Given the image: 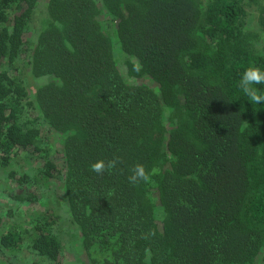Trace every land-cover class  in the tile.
<instances>
[{"label":"trees","instance_id":"trees-1","mask_svg":"<svg viewBox=\"0 0 264 264\" xmlns=\"http://www.w3.org/2000/svg\"><path fill=\"white\" fill-rule=\"evenodd\" d=\"M39 2L0 0V169L42 155L43 127L62 138L64 173L39 169L61 175L62 215L35 222L31 253L59 264L69 231L89 264H264V104L238 87L264 70V0H47L30 38ZM136 164L159 171L133 185ZM7 217L0 252L18 256L32 231Z\"/></svg>","mask_w":264,"mask_h":264},{"label":"rangeland","instance_id":"rangeland-1","mask_svg":"<svg viewBox=\"0 0 264 264\" xmlns=\"http://www.w3.org/2000/svg\"><path fill=\"white\" fill-rule=\"evenodd\" d=\"M47 0H40L39 2V10L36 12V16L34 18V22L32 23L33 30L30 32L29 37L35 38L36 33L41 28V17H44L42 12L45 10V4ZM106 15V14H105ZM104 15V16H105ZM111 17L106 15L103 19L105 29L107 27H112L115 23H111L109 21ZM114 34V30H113ZM140 82H146L149 84H154L153 81L149 78L139 79ZM61 136L54 132L50 131L47 127L42 128V133L39 138V143L43 147L42 155H38L33 152V149L28 150H19L18 154H13L12 159L9 162V165L5 168L0 169V174L7 176V179L0 177V194L1 191L5 198L0 197V213H4L7 210H11L13 212V218L7 217L4 218L3 222L7 225L14 226L15 223L18 227L24 229L25 227L30 230L31 234H25L24 240H26L25 247L18 253L20 255V261L22 264H49L48 262L43 263L42 260L33 256L28 248V242H30L31 237H35L38 232L33 229V225L35 222H38L39 218L45 216L48 209L55 208L61 215L60 205L64 201V191L62 189V180L59 178L61 175L56 174L54 177L50 178L49 181H46L44 175L39 173V169L43 166L45 156L49 155V158L56 164L57 170L60 171L61 174L64 173V162H63V154H62V143ZM47 149V150H46ZM12 172V175L10 174ZM29 174L32 177L33 185H29L24 189V187H20L17 185L18 182L16 180L23 174ZM11 175V177L9 176ZM9 176V177H8ZM14 176L15 178L13 179ZM12 188L11 191L7 190V187ZM9 188V189H10ZM15 191H12V190ZM27 191L29 193H34L38 197L43 198V202L33 201L28 204H20L19 207L16 202H9L8 197H13V194H21L22 191ZM57 228H61V224L57 219ZM23 233V232H22ZM63 233L64 242V253L61 257V261L59 264H78V258L82 260L84 258L83 251L79 247V239L75 236L68 235L66 232ZM0 252V264L2 263V259Z\"/></svg>","mask_w":264,"mask_h":264},{"label":"clouds","instance_id":"clouds-1","mask_svg":"<svg viewBox=\"0 0 264 264\" xmlns=\"http://www.w3.org/2000/svg\"><path fill=\"white\" fill-rule=\"evenodd\" d=\"M264 85V70L256 66H250L245 68L240 76L238 87L247 97V100L252 105L264 104V91L258 86ZM118 158H113L108 161L97 160L90 165V170L98 175H103L105 172H112L118 165ZM158 169L153 168L151 172L146 171L144 165L136 164L131 174L128 176V180L131 184L136 185L141 182L150 183L152 176L158 173Z\"/></svg>","mask_w":264,"mask_h":264},{"label":"flooded vegetation","instance_id":"flooded-vegetation-1","mask_svg":"<svg viewBox=\"0 0 264 264\" xmlns=\"http://www.w3.org/2000/svg\"><path fill=\"white\" fill-rule=\"evenodd\" d=\"M99 7L100 8H103V6H102V4L100 3L99 4ZM105 9L103 8V10H102V12H103V14H107L105 11H104ZM104 17L105 16H103V18H102V21H103V19H104ZM33 22H34V20H33ZM32 30H33V27H32ZM17 185H19L18 183H17ZM22 185H23V187H24V189L26 188V185L25 184H23L22 183ZM28 187V186H27ZM10 186L9 187H7V190L8 191H11V189L12 188H10ZM12 191H15L14 189L12 190ZM29 193V192H28ZM0 197H2V198H5L6 196H4L3 195V193H2V191H1V194H0ZM63 197V196H62ZM64 200H65V198H64ZM28 203H31V201H26V203L25 204H28ZM62 210V209H61ZM62 212V211H61ZM69 235V234H68ZM62 239H63V235H62ZM78 239H79V247L81 248V250L83 251V254H84V258L82 259V260H80V258H78V264H89V262H88V260H87V254H86V251H85V249H84V247H83V244H82V240H81V238L78 236ZM61 245H62V247H61V253H60V256H59V259H58V263L61 261V257H62V255H63V253L65 252L64 251V242L62 241L61 242ZM6 252V251H5ZM2 254V253H1ZM4 254V253H3ZM2 254V255H3ZM6 255L4 256H2L3 258H4V260L2 259L1 261H2V263H5V264H22V262L20 261V255H15V254H13V253H10V252H6L5 253ZM33 256H35L36 258H39V259H41L42 260V258L41 257H39V256H36L35 254H33ZM44 258V257H43ZM260 261V260H259ZM259 264H261L260 262H258ZM257 263V264H258Z\"/></svg>","mask_w":264,"mask_h":264},{"label":"water","instance_id":"water-1","mask_svg":"<svg viewBox=\"0 0 264 264\" xmlns=\"http://www.w3.org/2000/svg\"><path fill=\"white\" fill-rule=\"evenodd\" d=\"M154 83V82H153ZM154 85H155V83H154Z\"/></svg>","mask_w":264,"mask_h":264}]
</instances>
